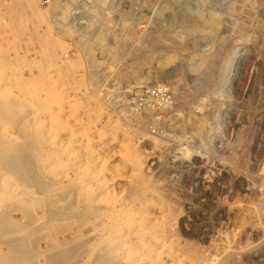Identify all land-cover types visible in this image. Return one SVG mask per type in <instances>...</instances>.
<instances>
[{"label": "rangeland", "instance_id": "obj_1", "mask_svg": "<svg viewBox=\"0 0 264 264\" xmlns=\"http://www.w3.org/2000/svg\"><path fill=\"white\" fill-rule=\"evenodd\" d=\"M60 1L67 18L57 19V25L51 23L52 10L45 18L35 19L14 9L17 0H0V90L25 105L29 100V117H36V127L47 129L49 142L60 145L61 163L52 165L57 177L74 179L69 170L73 165L77 176L86 173L84 176L92 179L95 195L101 189L93 183L97 177L109 182L107 196L94 206L114 208L116 203L115 209L122 208L117 220L120 226L113 233L119 244L126 245L122 246V262L201 264L194 256L197 251L210 264H264V0H234L236 9L231 16H223L214 27L201 24L203 29L191 31L184 23L195 20L197 13L205 16L207 0H103L104 10L101 7L95 16L86 9L91 0ZM226 3H220L221 13ZM108 17L110 23L105 24ZM59 21L65 25L60 26ZM42 27L44 34H40ZM56 27L71 28L74 39L57 36ZM155 29H161L162 42L153 46L147 35ZM93 32H101L104 42L95 40ZM118 43L123 44V56L116 55ZM175 43L178 50L173 48ZM49 47L57 59V54L70 53L63 68L49 59ZM138 48L144 57L154 55L149 65L132 64L130 56ZM209 55L214 56L206 68L213 77L207 81L203 76L207 69H199L197 60ZM164 59L167 64L161 68L157 62ZM171 70H176L173 75ZM31 73L37 82L25 90L21 81H31ZM163 73L170 78H163ZM162 89L168 91V99L151 94ZM37 97H41L40 103ZM189 116L205 119L201 136L182 127ZM17 129L15 132L13 126L2 122L0 137L19 145ZM139 180L143 183H137ZM82 181L83 185L77 181L78 189L83 186L88 190ZM8 205L10 209L5 208L10 213H5L24 223L21 213L14 211L16 206ZM0 208L5 209L2 204ZM129 210H134L133 214ZM34 213L44 220L40 209L35 208ZM89 225L83 227L85 236L98 234L102 227L94 225L92 229ZM61 238L58 235L56 239ZM51 242L43 238L29 247L40 253ZM87 248L85 256L93 257L92 245ZM0 250H4L1 244ZM132 251L138 255L130 262ZM41 259L36 256L33 261L40 263Z\"/></svg>", "mask_w": 264, "mask_h": 264}, {"label": "bare ground", "instance_id": "obj_2", "mask_svg": "<svg viewBox=\"0 0 264 264\" xmlns=\"http://www.w3.org/2000/svg\"><path fill=\"white\" fill-rule=\"evenodd\" d=\"M17 1H18V4L14 7V9H16L17 12H19V13L24 12V14L28 15V17H33L35 19H39V17L40 18H45L46 16H48L47 15L48 11L52 10V12H54V14H53V17L51 18V23L57 24L58 20H61L62 18H67L65 16L66 13H67L66 9H65V7L63 5H61V1L60 0L59 1L57 0L56 2H54V4L52 3L53 5L52 4L48 5V6H51V7L41 6L37 2V0H17ZM104 1L106 2V0H104ZM104 1L103 0H91V2L88 3V4H90L89 7L87 6L86 9H91L88 12L91 11V13H93L94 16L98 15L99 13H101L100 12L101 9H103L102 6H103V3H105ZM222 1L223 2H227L226 3L227 5L225 7H223L224 8V12L221 13L219 6H220V3ZM207 3L209 4V6L206 9L207 14H205V16H203L202 13H200L202 15L197 13V15L195 16V20H188L187 23H184L186 25L187 30L190 29V31H191V29L192 30L193 29H199V30L203 29L202 26L200 27L201 24L209 25V26H207V28L214 27L217 24V21L220 18H222L223 16L225 17V15L226 16L227 15L231 16L232 13L236 9V5H235L236 3L234 2V0H207ZM38 5L40 7H43V8H39ZM5 7H7V6H5ZM56 9H57V11H55ZM107 10H108V8H107ZM8 12H10V11L8 10ZM100 15H105V14H100ZM158 17H159V15H158ZM203 19H204V21H203ZM110 20L111 19L109 17L105 18L104 19V23L105 24H107V22L110 23ZM59 23H60V21H59ZM61 23H60L61 24L60 26H62L63 24L65 25V23H63L62 21H61ZM71 23H72V21H71ZM71 23H70V25H71ZM72 25H73V23H72ZM88 26L91 27V24H88ZM158 28H160V27H158ZM69 29H71V28H67L66 29V28L56 27L54 30H55V33H56L57 36H63V37L66 36V37H69L70 39L73 40L74 36L72 35V31L69 30ZM43 31H46V29H43V27H42L40 34H44ZM160 32H161V29H157V30L155 29L154 31L152 30L149 35H147L148 36L147 38H149L150 43L153 46L157 42H159V43L162 42L161 41ZM94 35L96 37L95 40L97 39V41L100 42V43L104 42V39L106 38V37H104L103 34H101V32H99L97 35L95 34V32H93L92 36L94 37ZM122 43H118V46H117V44L115 45V47L117 46L115 50H118L116 55H121V56L124 55V52L122 51V45H123ZM178 44H179L178 46L180 47L181 43H178ZM175 45H176V43L173 44V46H174L173 48L178 50V46H175ZM144 46H145V44H144ZM47 49H48L47 52H48V55H49L48 56L49 59L54 60L56 62V66L57 67L63 68L65 66L66 62H67L66 60H68L67 58L69 57L70 53L67 52V54L63 55V56L57 54V56H58V59H57L55 50L51 49V47H49ZM140 50L141 49L138 48V49H135V52H132L134 54L131 53L132 54V56H130L131 60H132L131 62H132V64H135V63L139 64V67H141L142 65L145 67V65H149L148 63L149 62L151 63V61L154 60L153 59L154 55L153 56L150 55L151 57H148V56L144 57L145 55L143 56L141 53H139ZM110 51L111 50H109V53H110ZM140 52H142V51H140ZM153 53H155V52H153ZM212 56H214V55L205 56V58L200 59L202 62L197 60L200 63V64H198L199 65V69H202V68H204L202 66H205V68L203 69L205 71V69L208 68L207 66L211 65L210 64L211 63L210 60L212 59ZM216 56H218V55H216ZM194 57H196V56L194 55ZM161 59L163 60V58H161ZM169 59L171 60V58H169ZM198 59H199V57H198ZM0 60H1V58H0ZM170 60H169V62H171ZM7 62H8V59H7ZM158 62H157V65L159 64L161 68L166 66V64H167L166 60H165V62H162V61L160 63H158ZM167 62H168V60H167ZM217 62H218V59H217ZM90 63H91V61H90ZM140 64H141V66H140ZM195 65H197V64H195ZM195 65L191 64L190 66L196 67ZM5 66H7V65H5ZM133 66H135V65H133ZM200 66L202 68H200ZM8 68H9V66H8ZM197 68H195V69H197ZM214 69H212V70H214ZM209 70L211 71V69H209ZM133 71H135V70H133ZM174 72H172V70H171V74L172 75H173ZM137 73L138 72H136L135 75ZM131 74H132V72H131ZM200 74L201 73H199L198 75L201 76ZM30 76H31V81H25V80L21 81L20 85H23L22 86L23 88L25 87V88L28 89L30 85H32V84L37 82L36 81L37 80L36 77L32 73L30 74ZM166 76H168V74L165 75V77H163V78L166 79V78L169 77V76L168 77H166ZM203 76L206 78L205 80L208 81V79L212 80L210 78L213 77V74H212V77H211V72H209L208 69H207L203 73ZM129 77H131V76H129ZM160 77H162V76H160ZM138 80H139L138 78H134L135 82H139ZM202 81H204V80H202ZM200 82H201V80L199 82H197L198 85H200ZM18 83H20V82H18ZM204 83H206V82L204 81L203 84ZM208 83H210V81ZM93 84H94V81H93ZM137 84H139V83H137ZM204 87H205V85L203 86V88ZM36 88H37V86H36ZM3 89H5V87ZM25 90L23 92H25ZM197 91H199V90H197ZM2 92L3 91L0 90V123H2V122L9 123L11 126H13L15 128V132H16V128L20 129L18 137L20 135L21 143L19 145H16L18 143H16V144H14V142L10 143L9 140H8L9 138H5V136L2 137V138L0 137V173L4 174V175L3 174L0 175V204H2V208L6 207V208H9V209H10L9 205L8 206H5V205H7V204L13 205V209L16 208V210H14V211L21 213L22 217L25 219V222L24 223H20V222H18V220L16 221V220L12 219L10 217V215H8V213H10V212H8L7 211L8 209L6 210V208L2 209V211H0V244H1V246L4 247V250H0V264H125L126 262L125 261H124L125 263L122 262L123 258H121V256H123L124 248H126L125 247L126 245L124 246V245L119 244V240H117L116 239L117 237H115L114 234H113L115 232V230H117V227L120 226V224H119V222L117 220L123 214V213H121L122 208L120 207L121 209H118V210L115 209V205L119 206V204H116V203L114 205V208H111L109 206L105 207L107 204L106 205L103 204L104 207H99V205H98V207H95L96 206L95 204H99V202L95 203L97 200L100 201L101 198L107 196L106 194H107L108 190L110 189L109 187H111V185L110 186L108 185L109 182H104L105 180L103 181V179H101L100 177H97L96 180L93 183L96 186L98 185L99 187H101V189L99 190V193L95 195L96 191L95 192L94 191L91 192V185L90 184H92V183H90V181H89L90 178L89 177H85L84 175H86V173L83 175L84 172L82 173L83 177L82 176H77V170H76L77 167L75 168L73 165H72V167L69 168V170H71L73 172V175H75L74 179L70 180L69 177L66 174H65L66 176L62 175L60 178L57 177V175L55 173L56 169L54 170V168H52V165L56 163V166H57L58 164L61 163L60 160H61V155H62L63 151L61 152L59 150L60 149L59 148L60 145H58V143H55L53 140H52V142L51 141L49 142V140H51V139L48 138L47 129L44 130L42 128L36 127L37 124H35V123L37 121H36V119H34L35 116H31L33 118L29 117L30 114H32V113H29L30 111L27 112V110H29V107H28L29 106L28 105L29 100H28V102H26L27 105H25L23 101L21 102L15 96L11 97V95H9V94H8L9 96L7 94L4 95V93L2 94ZM29 92H30V90H29ZM42 92H44V91H42ZM26 93H27V91H26ZM38 97L35 98V99H36V102L40 103V101H42V99H40L41 97L40 98H38ZM36 102H35V104H36ZM30 104H32L33 106H37V105L34 104V102L32 100H30ZM47 105L48 104H46V106ZM30 109H31V107H30ZM28 117L31 119V121L29 119L27 120ZM205 123H206L205 119L203 117H201V116H196L194 118H191L189 116L183 122L182 127H184V128L189 127L190 130L192 131L193 136H201L202 133L205 130ZM47 128H49V127H47ZM51 129H54V128H51ZM59 131L62 132V129L59 130ZM115 133H117V132H115ZM50 134L54 135L53 133H50ZM7 135H9V134L7 133ZM9 137H11V135ZM3 138H5V139L2 140ZM67 147H68V145H67ZM67 147H65V148H67ZM130 152L133 153L132 151H130ZM134 152H136V151L134 150ZM133 156H135V154ZM88 171H89V169H88ZM78 173H81V172H78ZM118 177H120V176H118ZM10 180L13 181V183H10ZM82 180L87 183L86 187L88 188V190H86V188L83 187V186H79L80 188L78 189V186H77L78 184L77 183L79 181H80L79 183H81ZM90 180H92V179H90ZM137 183H143V181L139 180V182H137ZM146 184H145V186H146ZM135 185H137V184H135ZM133 188H135V187H133ZM147 189H148V187H147ZM30 190H31V192H30ZM79 196H81V199H79ZM145 196H147V195L145 194ZM159 196H158V198H159ZM132 198H134V197H132ZM145 200H147V199H145ZM159 202H161V201L159 200L158 203ZM100 203H101V201H100ZM134 203H137V202H134ZM145 203L146 202H144L142 204H145ZM113 204H114V202H113ZM152 204H153V202H152ZM103 205H101V206H103ZM146 205H147V203H146ZM14 206H16V207L14 208ZM135 206L138 207L139 205L138 206L135 205ZM35 208L40 209V211L42 212L43 219H44L43 221H42V218L40 219V216L35 215V213H34V209ZM167 209H168V205H167ZM0 210H1V208H0ZM4 210L7 211L8 213L6 214ZM136 210H138V209H136ZM172 210H173V208H172ZM129 211L127 212L128 215L130 213H132L134 210H132V212L130 211V213H129ZM164 211H165V209H164ZM172 212H174V211H172ZM141 213H140V215H141ZM144 214L141 217H143ZM140 215L138 214V216H140ZM147 215L148 214H146V217H147ZM173 215H175V214H173ZM176 215H175L176 216L175 218H177L179 216L178 212L176 213ZM170 217H172V216H170ZM133 218H134V215H133ZM175 218H174V220H175ZM134 219H137V218L135 217ZM142 219L144 220V218H142ZM130 220H132V219H130ZM143 220H138V221L141 222ZM172 220H173V218H171V221ZM122 221H124V219ZM153 221H156V219L153 220ZM173 222H171V223L174 225L173 227L175 228V224ZM86 224H90L91 227L92 226L94 227V225H96V227H97V225H101L102 227H101V229H100L98 234L95 235L93 233L94 236H85V233L82 230H83V227L86 226ZM127 225H129V224L127 223ZM135 225H137V224H135ZM139 225H140V223L138 224V228H136L137 230L139 229ZM164 225L165 224H163V227H164ZM93 227H92V229H93ZM125 227H127V226H125ZM165 227H166V225H165ZM171 228H172V226H171ZM146 229H147V227H146ZM163 230H165V229L163 228ZM90 231L92 232L93 230H90ZM140 231H141V229H140ZM144 231H146V230H144ZM170 231H171V229H170ZM135 232H136V230H134V235H135ZM71 233H72V235L69 236ZM129 233H130V231H129ZM174 233H173V236L177 232L175 234ZM14 234L15 235L17 234V236H13ZM138 234H137V236H138ZM157 234H160L159 231H158ZM58 235L63 236V238H61L62 240H57L56 239ZM116 236H117V234H116ZM128 236H129V234H128ZM177 236H178V234L176 235V237ZM133 237H131V238H133ZM141 237H140V240L143 239V238L141 239ZM166 237H167V235L165 234V239H167ZM43 238H45V240H47V238L48 239L49 238L52 239L51 243H47L46 244V249L44 251H40V253H38V251H39L38 248H34L32 250V248L29 247V246L35 247L34 245L39 241V239L43 240ZM155 238H156V236H155ZM128 239H129V237H128ZM132 240H134V238ZM159 240L161 241V239H159ZM128 241L127 242L125 241V243H128ZM162 244H164V243H161V245ZM90 245H92L90 253H91V255H93V257L91 255H88V256H91L92 258L85 256L86 252L88 251L87 247L90 246ZM122 246H124V248ZM164 246H166V245H164ZM182 247H183V245H182ZM131 248H134V247L132 246ZM160 250H159V252L162 253L161 252L162 250L161 251ZM134 251L130 252L131 253V257H129L127 255V257H124V258L127 259L129 257L128 260H130V262L133 261L131 259H132L133 255H134V254H132V253H134ZM41 252H42V254H41ZM147 252H148V250H147ZM196 252H195L194 256H195V259H197V261H200L201 264H202V262L204 264H210V262L208 263L206 260H203L201 258V255L198 254L200 252H197V253ZM136 255H138V254H135L134 258H135ZM36 256L39 257V258L42 257V259H43V260L41 259L42 262L39 263V262L33 261L34 257H36ZM141 256H142V254H141ZM181 256H183V255H181ZM194 256H193V258H194ZM203 256H205V254ZM190 257H191V255H190ZM175 259H177V258H175ZM135 262H136V260H135ZM137 262H138V259H137ZM177 262H176V264H177ZM192 262H194V261H192ZM173 263L175 264V262H173ZM189 263H191L190 260H189ZM194 263H192V264H194ZM126 264H128V263H126ZM138 264H140V263H138Z\"/></svg>", "mask_w": 264, "mask_h": 264}, {"label": "built area", "instance_id": "obj_3", "mask_svg": "<svg viewBox=\"0 0 264 264\" xmlns=\"http://www.w3.org/2000/svg\"><path fill=\"white\" fill-rule=\"evenodd\" d=\"M57 0H37V2L39 3V5L41 6H48L54 2H56ZM153 95H160L163 96L164 98L168 99L169 93L167 90L162 89V90H156V91H152Z\"/></svg>", "mask_w": 264, "mask_h": 264}]
</instances>
